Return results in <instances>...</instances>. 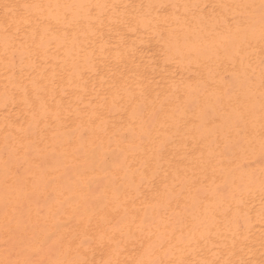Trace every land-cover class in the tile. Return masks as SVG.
I'll use <instances>...</instances> for the list:
<instances>
[{"label":"bare ground","instance_id":"6f19581e","mask_svg":"<svg viewBox=\"0 0 264 264\" xmlns=\"http://www.w3.org/2000/svg\"><path fill=\"white\" fill-rule=\"evenodd\" d=\"M0 264H264V0H0Z\"/></svg>","mask_w":264,"mask_h":264}]
</instances>
